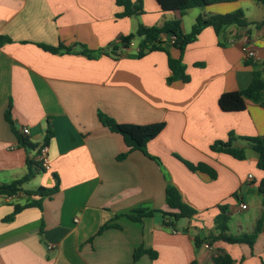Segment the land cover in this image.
<instances>
[{"label":"crops","instance_id":"obj_1","mask_svg":"<svg viewBox=\"0 0 264 264\" xmlns=\"http://www.w3.org/2000/svg\"><path fill=\"white\" fill-rule=\"evenodd\" d=\"M140 1L142 14L118 18L121 9L115 0H0V37L7 38L0 43V183L26 173V161L38 149L32 147L42 145L48 122L53 133L47 144L50 169L29 182L46 189L55 185V177L58 183V191L42 199L40 209H24L9 221L4 218L12 204L37 197L28 198L25 192L32 190L23 186L15 197L0 196V264H213L219 252L233 264L264 261V225L252 250L221 241L194 243L214 233L218 206L228 207L232 235L250 234L264 212V195L257 191L264 171L246 142L236 144L245 148L242 161L209 149L229 133L259 137L264 143L260 101L245 98L240 112L218 107L219 96L245 89L254 70L264 81V26H231L220 36L207 27L182 53L170 36H162L168 55L181 60L187 82L167 81L171 73L164 52L139 57L140 39L126 48L119 42L140 25L160 26L174 19H180L182 33L188 34L198 16L237 9L247 21L260 22L264 0L195 8L183 16L160 11L154 0ZM41 44H63L75 52L54 54ZM77 44L90 51L117 44L121 51L88 58L76 52ZM244 44L255 51V61L243 60ZM8 107L26 147L5 120ZM98 113L121 124L165 126L147 143L148 156L133 151L119 160L127 148L118 134L101 125ZM22 128L29 133L22 135ZM178 158L204 163L216 177L191 172ZM167 184L195 210L190 219L169 229L160 214L140 223L125 217L140 207L173 212L164 200ZM105 224L110 227L97 234ZM139 248L153 251L155 259L143 254L134 261Z\"/></svg>","mask_w":264,"mask_h":264},{"label":"trees","instance_id":"obj_2","mask_svg":"<svg viewBox=\"0 0 264 264\" xmlns=\"http://www.w3.org/2000/svg\"><path fill=\"white\" fill-rule=\"evenodd\" d=\"M158 8L162 12H179L181 16L190 9L207 7L211 5L221 4V3H232L236 0H154ZM115 5L121 9L120 13L116 14V17H130L138 16L143 13L142 5L140 0H135L133 3L131 0H115ZM250 25L260 28L264 26V20L260 22H249L246 20L244 13L241 9H237L233 12L226 14H207L198 16L195 19L194 24L188 34H183L181 31V21L180 19H174L164 22L160 26H142L140 25L134 34H129L127 36L120 38V44L122 48H126L133 39L139 38L140 42L138 44V56L143 57L147 53L161 51L167 55V66L170 71V76L167 81H182L187 82L188 76L184 72V66L181 60L172 59L167 51L164 49V42L161 41V37L164 35L173 38L172 45L182 53L187 45L196 40L200 32L207 27H210L216 36H220L221 33L228 27L234 26L237 28H246ZM2 40L7 38L0 37V43ZM223 45V43H220ZM44 51L50 53H70L75 52L72 49L59 44L57 47H50L46 45H38ZM117 51H121L117 44L111 45L106 49H100L97 51H90L85 46L77 44V53L84 55L88 58H95L100 54H106L110 52L114 55H119ZM247 65L250 62H245ZM245 98L254 101H260L261 105L264 106V81L261 78V74L258 70L253 71V76L250 84L243 90L225 92L221 94L218 98V107L223 112H240L245 109ZM101 125L106 127L110 132L118 134L125 144L127 151L117 158L119 160L124 159L129 153L133 151H139L144 155L148 156L146 153V145L151 140L156 138L164 129V123H153L147 125H135V124H121L111 119L110 117L98 113L97 115ZM5 120L10 125L11 130L17 135L18 142L23 147L28 144L26 140L20 137L13 126V121L11 119L10 107H8L5 112ZM51 125L48 122L45 131V137L42 145H47L49 140L52 138ZM246 142L247 148L251 150L257 158V167L264 171V143L259 137H236L232 133L228 134L225 141L217 140L213 142L209 149L213 153H223L231 156L232 158L242 161L246 158L245 148L236 146L238 141ZM37 149L39 147H32ZM152 158V157H151ZM157 161V159L152 158ZM185 167L191 172H199L206 174L210 178L216 177V172L210 166L204 163H198L196 165L191 164L187 161L178 158ZM26 173L19 179L10 181L8 183H0V196L5 197H15L20 192H22V186L28 183L37 173L44 172L41 167L35 163L33 160L26 161ZM55 185L46 189L43 187H38L32 191L25 192L28 198L37 197L36 200H26L23 204H12L13 210L11 214L4 218V221H9L14 215L28 208H41V201L44 198H50L53 194L58 191L57 178L55 177ZM258 193L264 195V180H261L258 185ZM165 204L173 212H162L158 210H153L147 207H140L125 217L129 220L140 223L144 218L153 217L155 214H160L162 217L163 225L166 228L174 229L176 222L181 219H190L194 214L195 210L189 205L185 204L177 189L171 184H167L165 187ZM229 212L226 205L218 206V214L214 218V233L209 234L205 239L198 240L195 239V246L198 247L202 243H206L208 246L212 245L214 242L221 241L227 244H244L247 245L250 250L253 249L255 240L257 239L259 233L262 231L264 225V212H262L259 218L256 220L254 229L250 234H239L232 235L229 233ZM108 224L103 225L97 234H100L105 229L109 228ZM143 254L149 255L151 259H155L156 254L153 251H146L141 248L134 252L133 259L136 261ZM191 264H195L192 262ZM213 264H233L231 257L223 252H219L213 257ZM264 264V261H261Z\"/></svg>","mask_w":264,"mask_h":264},{"label":"built area","instance_id":"obj_3","mask_svg":"<svg viewBox=\"0 0 264 264\" xmlns=\"http://www.w3.org/2000/svg\"><path fill=\"white\" fill-rule=\"evenodd\" d=\"M173 38H171V43H173ZM233 42L232 40H229V43ZM121 50V49H120ZM117 53L119 54L120 52L117 51ZM241 53H242V57H243V60L244 61H248V60H252V61H255L257 59V55L255 53V51H253L252 49H250L246 44L242 45L241 46ZM29 132H28V129L27 128H22L21 129V134L22 135H27ZM33 161L35 163H37L42 170L44 171H48L50 169V162H49V158H48V148H47V145H41L34 157H33ZM248 180L251 181L252 180V177L251 176H248ZM240 209L241 210H244L246 209V205L245 204H241L240 205ZM176 232V231H174ZM48 248L50 249L51 246H48Z\"/></svg>","mask_w":264,"mask_h":264},{"label":"rangeland","instance_id":"obj_4","mask_svg":"<svg viewBox=\"0 0 264 264\" xmlns=\"http://www.w3.org/2000/svg\"><path fill=\"white\" fill-rule=\"evenodd\" d=\"M136 39H139V38H135V40H136ZM250 152H252V151H250ZM250 154H254V153L252 152V153H250ZM38 185H39V184H38L37 181H31V182H29V183H25V184L23 185V187H24L25 189L33 190V189H36V188L38 187ZM250 201H251V198H250ZM250 201H249V204H251ZM18 202L23 203V200H18ZM252 212H253V210H251L249 214H251Z\"/></svg>","mask_w":264,"mask_h":264}]
</instances>
